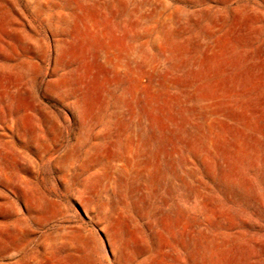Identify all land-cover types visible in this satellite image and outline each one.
I'll list each match as a JSON object with an SVG mask.
<instances>
[{
  "label": "rangeland",
  "instance_id": "rangeland-1",
  "mask_svg": "<svg viewBox=\"0 0 264 264\" xmlns=\"http://www.w3.org/2000/svg\"><path fill=\"white\" fill-rule=\"evenodd\" d=\"M0 264H264V0H0Z\"/></svg>",
  "mask_w": 264,
  "mask_h": 264
}]
</instances>
